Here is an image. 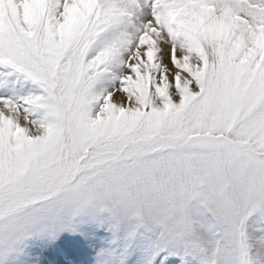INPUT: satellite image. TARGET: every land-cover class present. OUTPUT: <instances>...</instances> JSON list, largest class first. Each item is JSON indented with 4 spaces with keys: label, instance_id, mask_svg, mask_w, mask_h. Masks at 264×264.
<instances>
[{
    "label": "snow or ice",
    "instance_id": "6c2138e0",
    "mask_svg": "<svg viewBox=\"0 0 264 264\" xmlns=\"http://www.w3.org/2000/svg\"><path fill=\"white\" fill-rule=\"evenodd\" d=\"M0 264H264V0H0Z\"/></svg>",
    "mask_w": 264,
    "mask_h": 264
}]
</instances>
